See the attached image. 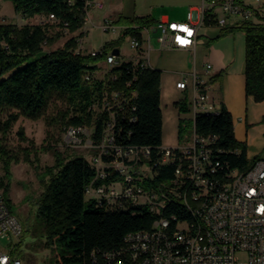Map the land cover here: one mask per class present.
Segmentation results:
<instances>
[{
  "label": "trees",
  "instance_id": "obj_1",
  "mask_svg": "<svg viewBox=\"0 0 264 264\" xmlns=\"http://www.w3.org/2000/svg\"><path fill=\"white\" fill-rule=\"evenodd\" d=\"M11 1L17 13L26 17L40 15L47 21L21 26L0 23V113L5 109L17 110L10 113L5 121L0 120L3 132L12 127L18 119V112L39 118L50 101L57 97L69 102L70 110L64 115L69 125H85L93 129L91 136L98 143L104 120L109 116L108 110L103 108L104 97L113 90H121L128 96L131 105L124 112L114 108L117 115L116 144L123 147L148 146L151 150L150 160H158L161 146L164 145L162 70L144 65L143 59H126L122 64L112 66V73L119 74L117 78H99L97 73L104 69V55L94 57L75 52L79 37L84 35L81 32L87 17L84 0ZM248 7L253 8L250 5ZM253 17L255 19H244L235 25L224 26L222 34L244 31L246 94L253 96L256 101H263L264 16L254 9ZM48 21L57 22L65 30L74 33L62 48L44 50L46 42L52 44L62 35L59 32L50 36ZM114 23L126 27L118 39L105 43L107 49L116 48V43L129 34H137L143 39L141 31L153 26L155 20L148 15L135 16L133 19L121 16ZM213 23L215 21L206 22L209 25ZM87 72L94 75L91 80L86 79ZM221 77L222 73L213 76L212 80L217 81ZM176 103L182 111L189 110L186 98ZM184 130L183 127L180 129V136ZM196 131L201 136H218L217 147L224 150L221 159L232 167L245 168L257 159L248 158L247 144L236 138L232 114L224 104L218 113L198 114ZM94 150L91 158L78 155L59 161L55 168H50V179L38 203L37 216L44 224L46 243L59 247L55 256L56 264H92L93 250L121 247L128 233L151 229L156 219V214L145 205L113 210L104 208L88 197L87 186L95 178L98 169L93 160L97 152ZM25 153V158L30 160L31 153ZM0 154L5 170L1 184L11 207L10 183L5 178L9 179L10 164L19 160L20 155L11 154L3 147ZM109 157L104 155L103 159L108 161L111 159ZM176 166L175 162L158 164L153 182L175 176ZM164 213L177 214L182 218L190 216V212L176 201L167 206Z\"/></svg>",
  "mask_w": 264,
  "mask_h": 264
},
{
  "label": "built area",
  "instance_id": "obj_2",
  "mask_svg": "<svg viewBox=\"0 0 264 264\" xmlns=\"http://www.w3.org/2000/svg\"><path fill=\"white\" fill-rule=\"evenodd\" d=\"M84 3L91 22L90 10L105 7L103 0H84ZM233 15L253 17L254 9L238 0H202L198 7L188 11L185 20H158L155 24L160 32L157 38L162 49L194 47L199 30L208 20L224 27ZM100 26L106 32H116L120 28L110 18H105ZM88 31L89 28L82 30L83 33ZM151 31L148 29L149 41ZM104 45L100 49H89L85 47L84 38L79 37L75 52L94 57L104 55L106 67L97 76L117 78L119 74L112 73V64H122L126 59ZM130 47L136 51L135 60L143 59V64L150 66V47L144 45V38L133 34ZM211 68V63L206 64L208 72ZM85 77L91 80L94 75L87 72ZM176 85L189 92L186 100L188 96L192 98L189 110L193 114V126L190 139L185 143L175 147L161 146L165 161H151L148 146L132 150V146L116 144L114 108L124 112L131 105L121 90H113L104 97L103 108L108 110L109 116L104 120L100 142L93 140V129L85 125L69 128L68 134L73 141H84L86 146L97 150L93 160L98 169L87 186L88 197L113 210L145 205L156 210L159 220V228L134 238V243L115 249L93 250L92 264H264V157L245 168L224 162L221 159L224 150L217 147L218 136H201L196 131L195 113L221 109L211 95L212 80H204L194 71L182 74ZM104 155L111 159L105 161ZM168 162L177 164L175 176L153 182L155 177L148 175V165ZM166 197L190 202V216L165 214L163 201ZM192 212H199L203 226L191 223ZM182 222L187 226L180 227ZM22 233L23 224L13 213L0 181V239L9 241L7 250L0 245V264H24L14 251ZM240 252L248 254L246 260L239 257Z\"/></svg>",
  "mask_w": 264,
  "mask_h": 264
},
{
  "label": "rangeland",
  "instance_id": "obj_3",
  "mask_svg": "<svg viewBox=\"0 0 264 264\" xmlns=\"http://www.w3.org/2000/svg\"><path fill=\"white\" fill-rule=\"evenodd\" d=\"M90 14L93 22L86 21V25L89 26L86 42L90 46L84 42L85 47L100 49L106 41L119 38L113 31L106 32L100 26L102 12L99 9H91ZM237 19L255 18L233 15L227 25H235ZM43 21L47 20H44L40 15L26 17L17 13L11 0H0V23H15L21 26L26 23L40 24ZM48 31L50 36H54L59 32L62 35L52 44L46 42L43 47L45 51L62 48L67 40L74 36V33L65 30L57 22L48 21ZM201 33V38L205 39L204 42L207 44L204 45L205 52H207L203 58L204 64H212L213 60L209 54H211L212 46L217 47L213 52V58L219 57L222 61H225V69L228 71L231 68L230 71L234 74V79L238 81L235 85L237 87L240 86L242 83L239 82L240 79L243 77L244 82L246 76V36L244 31L236 30L232 32L237 34L236 38H234V34H222L223 26L213 23L211 25L205 24ZM157 34L155 32L152 38V43L155 45ZM130 40V36H126L116 43L115 47L121 48L125 52H133L130 47ZM220 42L222 45L218 47L216 44ZM102 65L104 68L106 67L104 61H102ZM180 76H182L180 71H162L161 107L164 119L163 143L165 147L179 146L188 141L193 126L191 120L193 118L192 112L190 110L182 111L176 103L186 97L183 91L176 88V81ZM205 76L206 78L208 77L207 75ZM214 93L217 96V92ZM191 100V96H188L186 100L188 106H190ZM68 110H70V105L67 100L54 97L44 114L39 118H31L18 112V119L7 132H3L0 128V149L3 147L8 149L11 154L20 155L19 160L11 162L9 168L10 177L9 179L5 178V181L10 183L11 209L23 224V233L16 246L19 243L20 245L18 247L15 246L17 252L15 253L23 260L24 264H56L55 256L59 247L56 244L52 246L46 243L45 227L37 216L38 203L45 190V184L50 179V168H55L59 161L61 162L78 155L91 158L92 152L94 153L95 151V148L86 146L84 141H73L74 139L68 134L71 125H69L67 118L64 116ZM250 110L251 112L253 111V106H250ZM12 112H17V110H3L0 113V120L5 121ZM181 126L185 129L182 136H180ZM26 151L31 153L30 160L25 158ZM261 152H264V148L261 149ZM254 157L251 156L250 159ZM33 159L35 163L31 162ZM4 175L3 161L0 159V181L4 179ZM118 186L121 187V184ZM186 226V222L180 224L182 228ZM8 243V239L1 238V249L7 250ZM239 257L242 260H246L248 254L240 252Z\"/></svg>",
  "mask_w": 264,
  "mask_h": 264
},
{
  "label": "crops",
  "instance_id": "obj_4",
  "mask_svg": "<svg viewBox=\"0 0 264 264\" xmlns=\"http://www.w3.org/2000/svg\"><path fill=\"white\" fill-rule=\"evenodd\" d=\"M105 2L104 9L102 12V19L110 18L113 21L119 17H125L133 19L135 16H151L155 20V24L160 19H170L176 21L185 20L187 13L190 9L198 7L202 0H103ZM247 6H252L262 16H264V0H242ZM41 17V16H40ZM102 20V21H101ZM88 21V17L86 19ZM230 21V20H229ZM240 20L237 19L235 24ZM44 22V21H43ZM93 22V20H92ZM230 23V22H229ZM228 23V24H229ZM155 24L151 27H145L141 33L144 38V45L150 47L148 62L153 68H158L162 71L175 72L180 71L181 74L191 73L196 71L197 74L204 80H212V77L222 73L220 80L213 81V88L211 95L215 99L218 107L221 108L222 104L230 111L234 121L235 135L236 138L247 144V155L248 158L255 156L254 158L264 157V152L261 149L264 148V100L256 101L253 96L246 94V76L243 82V77L239 82H242L240 86H236L235 83L238 81L234 79V74L225 69V61H222L219 57L213 58V52L215 46H212L210 58L213 60L212 68L208 72L206 65L204 64L205 52L204 45H207L202 37V28L199 30L197 42L194 47L183 48V49H162L160 42L158 41L159 30L156 29ZM85 25L83 28H88ZM123 25L113 33H116L118 37L123 31ZM81 29V32L83 30ZM152 29L150 34V41L148 40V29ZM157 32L156 45L152 43L153 34ZM84 42L87 39V33H84ZM234 38H236V33ZM129 34L128 36H132ZM115 40V39H111ZM110 41V40H108ZM107 42V41H106ZM105 42V43H106ZM88 45V43L86 42ZM221 47V42L216 44ZM224 45V44H223ZM90 46V45H88ZM118 48V47H116ZM114 50V49H113ZM120 55L123 59H135L136 51L125 52L121 48ZM175 70V71H174ZM214 70V71H212ZM207 75L208 77L206 78ZM182 76L177 80L179 81ZM176 81V84H177ZM191 86V80H189ZM177 88V85H176ZM178 89V88H177ZM180 90V89H179ZM182 91V90H180ZM185 94L189 92L183 91ZM214 92H217V96ZM191 95V94H190ZM250 106H253L251 112ZM258 108V109H257ZM260 152V154H258ZM253 158V159H254Z\"/></svg>",
  "mask_w": 264,
  "mask_h": 264
},
{
  "label": "bare ground",
  "instance_id": "obj_5",
  "mask_svg": "<svg viewBox=\"0 0 264 264\" xmlns=\"http://www.w3.org/2000/svg\"><path fill=\"white\" fill-rule=\"evenodd\" d=\"M87 17H88V9H87ZM86 17V19H87ZM115 65V64H112ZM220 110H202L195 113V121L198 114L202 113H218ZM132 150H142V146H132ZM158 161H165V152H161ZM156 165H150L148 167V175H154ZM179 202L185 210L190 212V202L184 200L183 198L177 197H166V200L163 201V208H167L173 202ZM153 213L156 214V219L153 223V227L151 229L140 230L130 232L125 236L124 244L121 247L126 246V243H134V238H141L145 234H151L152 229L159 228V220H157V212L156 210H151ZM191 223L195 224L196 226H203V218H199V212H192L191 214Z\"/></svg>",
  "mask_w": 264,
  "mask_h": 264
},
{
  "label": "water",
  "instance_id": "obj_6",
  "mask_svg": "<svg viewBox=\"0 0 264 264\" xmlns=\"http://www.w3.org/2000/svg\"><path fill=\"white\" fill-rule=\"evenodd\" d=\"M113 53L119 55L120 54L119 48H114Z\"/></svg>",
  "mask_w": 264,
  "mask_h": 264
}]
</instances>
